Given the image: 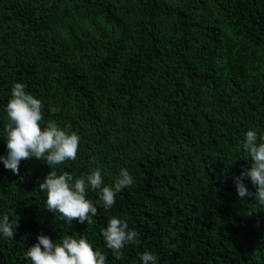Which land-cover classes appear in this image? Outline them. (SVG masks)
Returning <instances> with one entry per match:
<instances>
[{"label": "trees", "instance_id": "1", "mask_svg": "<svg viewBox=\"0 0 264 264\" xmlns=\"http://www.w3.org/2000/svg\"><path fill=\"white\" fill-rule=\"evenodd\" d=\"M17 82L45 122L80 137L76 160L53 170L99 167L112 185L127 169L134 183L92 225L69 224L39 190L46 162L14 174L0 161V218L15 230L0 235V264H31L40 234L83 237L107 264H143L144 252L155 264H264V205L250 179L253 195L235 187L251 164L247 131L264 133V0H0V156ZM113 216L141 241L119 261L101 232Z\"/></svg>", "mask_w": 264, "mask_h": 264}, {"label": "clouds", "instance_id": "2", "mask_svg": "<svg viewBox=\"0 0 264 264\" xmlns=\"http://www.w3.org/2000/svg\"><path fill=\"white\" fill-rule=\"evenodd\" d=\"M25 87V84L19 82L12 86L11 97L4 109L7 155L0 156V161L14 174H18L21 161L35 157L46 162L52 170L39 185V190L47 193V211L59 214L69 224L76 220L81 224L86 222L87 226L92 225L98 208L111 210L117 194L132 186L134 178L127 169H121L114 184L106 185L99 167L79 178L67 171L58 174L53 170L67 161L76 160L80 137L76 132L69 131L70 124L62 128L55 120L45 122L43 102L26 92ZM59 111L57 107L49 108L51 115ZM242 147L251 164L249 169L235 179L238 197L243 199L253 195L243 183L244 178H248L256 189L255 198L260 205H264V133L258 136L256 130L247 131ZM92 162L96 163L95 160ZM89 190L97 194L95 201L88 197ZM9 217L10 214H4L0 218V235L5 239H13L15 233ZM17 226L16 222L15 229ZM101 232L113 259L117 261L124 258L126 246L141 243L139 234L129 229L126 219L110 217ZM37 241L25 252L31 264H107V257L94 250L83 237L76 239L64 235L59 242H54L49 236L40 234ZM140 259L143 264H155L157 256L144 252Z\"/></svg>", "mask_w": 264, "mask_h": 264}]
</instances>
